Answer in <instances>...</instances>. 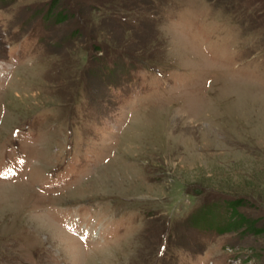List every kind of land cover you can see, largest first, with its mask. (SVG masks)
Here are the masks:
<instances>
[{
    "label": "rangeland",
    "instance_id": "rangeland-1",
    "mask_svg": "<svg viewBox=\"0 0 264 264\" xmlns=\"http://www.w3.org/2000/svg\"><path fill=\"white\" fill-rule=\"evenodd\" d=\"M0 264H264V0H0Z\"/></svg>",
    "mask_w": 264,
    "mask_h": 264
},
{
    "label": "trees",
    "instance_id": "trees-1",
    "mask_svg": "<svg viewBox=\"0 0 264 264\" xmlns=\"http://www.w3.org/2000/svg\"><path fill=\"white\" fill-rule=\"evenodd\" d=\"M241 199H237V200H233L230 201L229 203H227V206L229 208L230 214L231 215H235L233 219L229 220L228 223L224 224V226L220 227L217 229V233L221 234V233H226L232 230H237L238 227H242L241 224V220L242 218H240V216L237 214L236 212V206H238V204H240Z\"/></svg>",
    "mask_w": 264,
    "mask_h": 264
}]
</instances>
